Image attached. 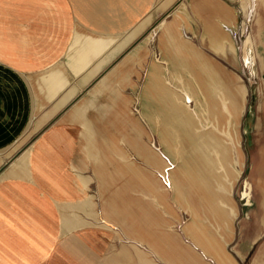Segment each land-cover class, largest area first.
I'll use <instances>...</instances> for the list:
<instances>
[{
    "label": "crops",
    "instance_id": "crops-1",
    "mask_svg": "<svg viewBox=\"0 0 264 264\" xmlns=\"http://www.w3.org/2000/svg\"><path fill=\"white\" fill-rule=\"evenodd\" d=\"M171 1L166 0L159 12L166 11ZM193 1L210 8L202 14L204 19L206 16L208 20L232 22V11L216 0ZM158 3L159 0H0V147L11 146L31 126L36 131L72 106L82 85L95 79L157 20L152 11ZM158 21L160 26L165 25L166 20ZM166 23L160 41L166 49L168 44L177 49V67L185 68L180 71L176 67L167 75L181 90L165 84L166 78L156 64L143 115L161 138H193L194 114L187 104L206 98L209 106L210 91L221 95L222 79L194 50L190 53L181 43L172 44L177 37L176 23ZM117 39L121 43L114 49ZM212 41L221 50L217 35ZM183 50H187L186 54ZM66 73L74 79L69 88L71 80ZM29 75L39 76L36 88L30 85ZM106 88L96 92L100 94ZM33 89L40 90L42 101L34 96ZM46 105L49 112L35 119ZM106 116L108 119L107 107L95 101L74 105L63 119L83 127L88 159L96 170L104 162L108 145L98 141L91 119L102 122ZM61 137L65 135L60 130H47L25 156L0 175V264H234L221 252V200L214 188L221 183V159L217 168L206 167L189 174L186 185L191 188L185 194H171L193 217L194 225L185 226L181 232L163 220L158 209L161 195L155 194L146 203L130 199L129 187L145 186L146 172L138 167L118 168V174L127 180L124 192H101L105 215L121 225L122 232L116 235L98 225L97 197L88 193V179L61 162L62 157L72 155L57 150L60 144L56 139ZM136 140L138 155L153 168L160 167L156 153L140 136ZM70 147L66 142L64 148ZM193 149L187 145L186 153H193ZM132 171H137L138 178ZM104 176L99 180L107 186L109 180ZM199 209L216 215L213 229L202 224Z\"/></svg>",
    "mask_w": 264,
    "mask_h": 264
},
{
    "label": "rangeland",
    "instance_id": "rangeland-1",
    "mask_svg": "<svg viewBox=\"0 0 264 264\" xmlns=\"http://www.w3.org/2000/svg\"><path fill=\"white\" fill-rule=\"evenodd\" d=\"M216 1L232 11V24L218 18L208 20L205 16L204 19L202 14L208 13L210 8L193 0H172L168 9L159 15V10L166 5V0H159L152 11L157 20L95 79L82 85L72 106L36 131L31 126L11 146L0 147V152L4 151L0 153V175L12 162L25 156L47 130L57 129L65 135L56 139L60 144L57 150L72 154L62 157L61 162L88 179V193L97 197L98 225L108 227L116 235L122 232L118 221L105 215L101 192L123 191L127 180L118 174V168L127 170L131 166L146 172V185H131L130 199L139 198L146 203L155 194L161 195L158 209L163 220L181 232L185 226L194 225L193 217L171 194H185L191 188L186 185L189 174L192 176L198 169L203 171L206 167L217 168L221 159V183L214 185L221 200V252L234 264H264V0ZM158 20H166L165 25L160 26ZM172 21L176 23L174 35L177 36L172 44L181 43L190 53L194 50L222 79L221 95H212L210 91L209 106L205 104L206 98L187 104L194 114V137L188 139L180 136L161 138L143 115L145 102L150 100L148 87L156 64L168 78L167 81L163 79L165 84L181 90L167 75L178 65L177 49L169 44L166 49L160 41L166 22ZM215 35L221 42V50L213 46ZM119 43V39L115 40L114 49ZM187 50H183V54ZM177 68L185 71L184 67ZM28 77L30 85L36 88L39 76ZM66 78L71 80L67 88L73 86V76L66 73ZM103 86H107L106 90L98 94ZM33 93L42 101L40 90L33 89ZM95 101L100 107H107L109 114L102 122L91 119L98 131V141H106L108 145L101 169L97 170L88 159L83 127L78 122L63 120L74 105ZM201 102H204L203 106ZM48 107L41 108L35 119L43 112H49ZM91 110L96 111L95 107ZM139 136L156 153L160 167L153 168L138 155L135 142ZM66 142L71 146L68 149L64 148ZM187 145L194 147L193 153H186ZM14 148L16 150L10 153ZM101 171L111 180L107 181V186L101 185ZM132 173L138 178L137 171ZM196 200L194 203L197 204ZM197 214L203 225L211 229L217 225L218 219L212 211L199 209Z\"/></svg>",
    "mask_w": 264,
    "mask_h": 264
}]
</instances>
